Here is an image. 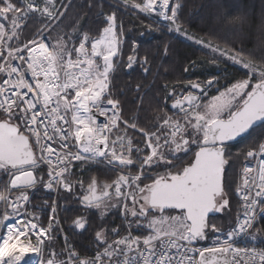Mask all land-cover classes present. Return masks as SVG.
Here are the masks:
<instances>
[{
	"label": "snow or ice",
	"instance_id": "6c2138e0",
	"mask_svg": "<svg viewBox=\"0 0 264 264\" xmlns=\"http://www.w3.org/2000/svg\"><path fill=\"white\" fill-rule=\"evenodd\" d=\"M122 2L208 49L212 63L246 71L223 85L213 76L173 88L170 108L165 101L167 110L146 128L124 117L113 94L123 36L115 12H101L102 29L92 35L78 24L62 28L57 0H0V264H264V248L237 244L256 240L249 230L264 214V142L244 153L238 178L230 176L231 142L264 128V59L189 34L180 0ZM33 15L49 23L28 31ZM131 51L125 66L148 72L135 42ZM128 129L142 135L134 140ZM98 158L113 179L91 177L86 187L73 179L74 161ZM234 179L236 219L222 229L212 221L229 209ZM75 184L86 209L103 218L116 208L123 217L120 226L96 230L94 256L81 257L66 236L54 250L63 232L55 204L47 227L28 208L37 185L71 192ZM86 225L73 220L74 228Z\"/></svg>",
	"mask_w": 264,
	"mask_h": 264
},
{
	"label": "trees",
	"instance_id": "16d2710c",
	"mask_svg": "<svg viewBox=\"0 0 264 264\" xmlns=\"http://www.w3.org/2000/svg\"><path fill=\"white\" fill-rule=\"evenodd\" d=\"M180 3L182 5L180 18L189 34L206 40L215 38L214 42L220 43L221 47L228 45L250 54L256 60L264 59V0H180ZM57 7L65 12V16L61 17L62 28L78 24L81 30L92 35L97 34L98 29H102L103 16L100 13L115 12L118 24L120 22L123 24V36L122 58L117 62L112 75L113 94L121 100L124 117L143 127L150 128L155 123V118L167 110L165 101L170 108L168 92L173 88L179 92L183 84L190 79L206 81L213 76L223 85L241 78L246 71L231 62L219 65L212 63L208 49L177 33L168 32L163 27L164 22L158 17L153 16L150 19L130 7H125L122 0H57ZM237 17L240 18L237 22H228ZM45 23H49L46 18L33 15L28 21V31H33ZM133 42L139 59L147 57L149 69L147 73L140 65L131 70L125 66L127 56L132 54ZM128 133L134 140L142 135L133 129H128ZM263 141L264 128H256L251 131V136L232 144L230 151L235 159L230 162L232 164L230 176L238 178L240 167L245 162L244 153L254 144ZM110 168L111 165L104 159L79 161L72 170L75 174L73 179L83 180L85 187L91 177H96L101 182L109 181L114 178ZM41 175L45 176V172ZM235 182L234 179L228 197L229 209L216 213L212 221L222 229L234 224L236 219ZM80 195L79 184H75L71 192H60L56 198L44 192L42 185H37L31 192V203L28 208L29 211H34L39 222L47 227L49 217L52 215L49 206L55 203L59 225L68 243L80 256H94L97 249L96 230L101 225L106 229L120 226L123 217L119 215V209H116L101 218L97 210L83 208L79 200ZM77 217L86 219V229L74 228L73 220ZM252 233L257 238L255 241L249 238L247 245L254 244L256 247L264 248V217L254 227ZM52 245L56 251L62 249L61 232L57 234V239ZM207 245L208 241L200 242V246Z\"/></svg>",
	"mask_w": 264,
	"mask_h": 264
},
{
	"label": "built area",
	"instance_id": "2783aa9c",
	"mask_svg": "<svg viewBox=\"0 0 264 264\" xmlns=\"http://www.w3.org/2000/svg\"><path fill=\"white\" fill-rule=\"evenodd\" d=\"M101 120H103V118H101ZM264 142V141H263ZM100 159H103V158H98L97 160H100ZM79 161H74L73 162V167H72V169H71V171L72 170H74V168H75V165H76V163H78ZM245 163V162H244ZM243 163V164H244ZM43 167H45L46 168V166H43ZM45 176H46V172H45ZM33 190H31L30 191V196H31V192H32ZM43 191L44 192H46V193H48V194H51V195H53V197H57L58 195H59V193L60 192H64V190L63 189H60V190H48L47 188H45L44 186H43ZM65 192H68V191H65ZM235 197H236V199H237V201H238V197L235 195ZM55 204V203H54ZM56 207V206H55ZM56 219L59 221V217H58V213H57V208H56ZM264 217V214H261V215H259L258 217H257V221H256V223H255V225H254V227L257 225V224H259L260 223V220L262 219ZM254 229V228H253ZM253 229H251V230H249L250 232H252V230ZM212 234H210V236H211ZM64 238H65V235H64V232H61V239H62V249H63V247H64V243H65V240H64ZM249 239V237H247V236H245V238H243V239H238V241H237V244H238V246H245V245H247V240ZM210 243V241H208V244ZM87 256V255H86ZM81 257H85V256H81Z\"/></svg>",
	"mask_w": 264,
	"mask_h": 264
},
{
	"label": "water",
	"instance_id": "95a60500",
	"mask_svg": "<svg viewBox=\"0 0 264 264\" xmlns=\"http://www.w3.org/2000/svg\"><path fill=\"white\" fill-rule=\"evenodd\" d=\"M137 55V54H136ZM137 57H138V55H137ZM139 58V57H138ZM131 70V69H130ZM145 72V71H144ZM145 73H147V72H145ZM250 131H252V130H250ZM248 135L247 134H245V137H247ZM241 139H243V138H237V140L236 141H233V142H231V144H234V143H236V142H238V141H240ZM83 206V205H82ZM83 208H85L84 206H83ZM86 209V208H85ZM202 243H206V241H203Z\"/></svg>",
	"mask_w": 264,
	"mask_h": 264
},
{
	"label": "rangeland",
	"instance_id": "374dc122",
	"mask_svg": "<svg viewBox=\"0 0 264 264\" xmlns=\"http://www.w3.org/2000/svg\"><path fill=\"white\" fill-rule=\"evenodd\" d=\"M128 70H130L129 68H127ZM93 210H95V209H93ZM116 210V208H113V209H109V212L108 213H112L113 211H115Z\"/></svg>",
	"mask_w": 264,
	"mask_h": 264
},
{
	"label": "flooded vegetation",
	"instance_id": "af4514ba",
	"mask_svg": "<svg viewBox=\"0 0 264 264\" xmlns=\"http://www.w3.org/2000/svg\"><path fill=\"white\" fill-rule=\"evenodd\" d=\"M138 66H139L138 64H137V65H134L132 69L137 68ZM142 69H143V68H142ZM143 70H144V69H143Z\"/></svg>",
	"mask_w": 264,
	"mask_h": 264
}]
</instances>
